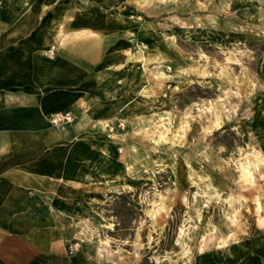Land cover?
I'll return each mask as SVG.
<instances>
[{"label":"rangeland","instance_id":"1","mask_svg":"<svg viewBox=\"0 0 264 264\" xmlns=\"http://www.w3.org/2000/svg\"><path fill=\"white\" fill-rule=\"evenodd\" d=\"M12 4L0 0V10ZM40 4V25L56 23L53 34L84 13L99 20V41L115 44L106 54L120 60L104 71L121 80L118 100L128 103L90 125L119 161L102 224L82 226L98 263L246 264L255 257L264 244V0ZM114 23L119 34L106 32ZM55 36L39 35L59 47ZM140 51L152 61L145 70L126 61L127 52Z\"/></svg>","mask_w":264,"mask_h":264},{"label":"crops","instance_id":"2","mask_svg":"<svg viewBox=\"0 0 264 264\" xmlns=\"http://www.w3.org/2000/svg\"><path fill=\"white\" fill-rule=\"evenodd\" d=\"M49 1L12 0L0 10V264H99L82 226L102 224L119 161L90 125L128 102L118 100L121 80L105 73L119 62L106 54L115 44L99 41V20L84 13L62 23L59 47L41 40L59 29L40 25V3ZM68 111L73 124L52 126L51 115ZM246 264H264V244Z\"/></svg>","mask_w":264,"mask_h":264},{"label":"bare ground","instance_id":"3","mask_svg":"<svg viewBox=\"0 0 264 264\" xmlns=\"http://www.w3.org/2000/svg\"><path fill=\"white\" fill-rule=\"evenodd\" d=\"M143 1L144 2H149L151 0H143ZM130 35H131V37H134V34L130 33ZM125 56H127V59H126L127 62L137 63V64L139 63L141 65V68L143 67L144 70H145V67H146L147 64L150 65V63H152V61H148L147 58L145 56H143V52L142 51L136 52L134 54L127 52V54ZM143 61H144V64H143ZM158 64H160V63H158ZM162 75L164 76V73H162ZM242 171H243L242 177L245 178L246 181H251L253 176H252V173L250 172L249 168L247 166H243L242 167Z\"/></svg>","mask_w":264,"mask_h":264},{"label":"built area","instance_id":"4","mask_svg":"<svg viewBox=\"0 0 264 264\" xmlns=\"http://www.w3.org/2000/svg\"><path fill=\"white\" fill-rule=\"evenodd\" d=\"M75 121L76 117L70 111L54 114L50 117V123L52 124V126L59 129H65L67 125L73 124ZM70 252L72 254L73 249H71Z\"/></svg>","mask_w":264,"mask_h":264}]
</instances>
